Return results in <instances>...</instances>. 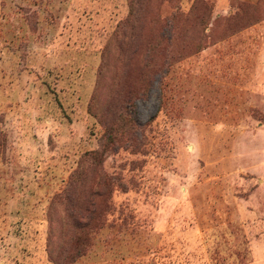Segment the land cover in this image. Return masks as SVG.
Segmentation results:
<instances>
[{
  "label": "rangeland",
  "instance_id": "1",
  "mask_svg": "<svg viewBox=\"0 0 264 264\" xmlns=\"http://www.w3.org/2000/svg\"><path fill=\"white\" fill-rule=\"evenodd\" d=\"M0 264H264V0H0Z\"/></svg>",
  "mask_w": 264,
  "mask_h": 264
},
{
  "label": "trees",
  "instance_id": "2",
  "mask_svg": "<svg viewBox=\"0 0 264 264\" xmlns=\"http://www.w3.org/2000/svg\"><path fill=\"white\" fill-rule=\"evenodd\" d=\"M90 154L95 158H99V156H101V153H99L98 150H94L90 152Z\"/></svg>",
  "mask_w": 264,
  "mask_h": 264
}]
</instances>
